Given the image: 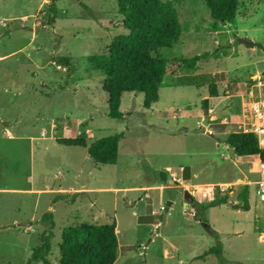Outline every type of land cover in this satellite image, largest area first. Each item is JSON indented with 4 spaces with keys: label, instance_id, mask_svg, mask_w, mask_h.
Segmentation results:
<instances>
[{
    "label": "rangeland",
    "instance_id": "374dc122",
    "mask_svg": "<svg viewBox=\"0 0 264 264\" xmlns=\"http://www.w3.org/2000/svg\"><path fill=\"white\" fill-rule=\"evenodd\" d=\"M163 1L174 5L181 33L160 56L203 58L165 75L149 109L141 93H123L116 119L108 116L104 75L87 58L121 33L97 23L114 16L117 0H0V188L8 189L0 191V264H26L49 228L56 264L63 228L113 219L114 264H264L258 160L239 158L224 141L238 129L229 118L240 114L243 95L264 79V0H238L225 23L210 16L207 0ZM115 133L122 134L115 164L56 141ZM167 167L177 183L161 181L160 172L171 175ZM194 184L214 185L217 202L185 208L182 191ZM58 185L90 190L23 191Z\"/></svg>",
    "mask_w": 264,
    "mask_h": 264
},
{
    "label": "trees",
    "instance_id": "16d2710c",
    "mask_svg": "<svg viewBox=\"0 0 264 264\" xmlns=\"http://www.w3.org/2000/svg\"><path fill=\"white\" fill-rule=\"evenodd\" d=\"M207 6L213 19L225 23L235 18L238 0H207ZM97 23L105 29L121 31L110 41L105 53L91 54L87 58L89 66L104 75L102 84L111 118H122L119 107L123 93H141L143 107L149 109L159 99L165 75L178 76L184 69H193L203 58L202 54L169 61L160 56V50L176 43L181 33L177 11L169 1L117 0L114 16L99 18ZM210 91L211 96H217L214 86ZM202 107L208 108L207 98L202 100ZM121 137L122 134L115 133L88 142L82 135L58 138L57 142L86 148L98 164H115ZM224 141L238 157L259 154L264 159V151L258 148L253 133L233 130ZM159 175L161 181L166 180L165 172ZM216 202V199L210 201L211 204ZM49 231L50 228L41 234L26 264L38 261L52 264L49 259L52 233ZM58 249L56 264H114L118 255L116 220L69 225L62 230ZM216 250L217 246H212L204 255Z\"/></svg>",
    "mask_w": 264,
    "mask_h": 264
},
{
    "label": "built area",
    "instance_id": "2783aa9c",
    "mask_svg": "<svg viewBox=\"0 0 264 264\" xmlns=\"http://www.w3.org/2000/svg\"><path fill=\"white\" fill-rule=\"evenodd\" d=\"M244 95L240 120L237 121L239 131L253 133L257 140L258 148L264 151V79H259L256 84ZM259 179L256 181V194L263 210L264 219V159L256 154ZM182 169V168H181ZM173 179L175 175L171 173ZM195 201L203 199L213 200L214 185L194 184L184 186ZM184 207L190 205L184 202ZM260 237L264 240V232Z\"/></svg>",
    "mask_w": 264,
    "mask_h": 264
},
{
    "label": "crops",
    "instance_id": "0c3cea01",
    "mask_svg": "<svg viewBox=\"0 0 264 264\" xmlns=\"http://www.w3.org/2000/svg\"><path fill=\"white\" fill-rule=\"evenodd\" d=\"M247 39V38H246ZM253 41V40H252ZM253 43L255 44V41H253ZM255 45H253V47H254ZM253 47H250V48H253ZM213 97H216V96H213ZM243 98H244V95H243V97H242V99H241V103H240V108H239V111H240V114H238L237 116H235V119H233V117L231 116L229 119H230V121H234V123H236L237 121H239L240 120V117H241V110H242V100H243ZM226 120L227 119H225V120H223L222 122H226ZM4 124H6L5 122H3ZM237 124V123H236ZM3 129H5V128H3ZM6 132L7 133H9L8 132V130H6ZM56 141H57V139H56ZM58 143V142H57ZM228 146V145H227ZM75 147H79V146H75ZM84 148V147H83ZM86 149V148H85ZM87 151V150H86ZM233 151V150H232ZM243 157H255V155H250V156H242V157H239V158H243ZM255 166H256V171L258 170V165H257V163L255 164ZM182 167H180V169H181ZM166 170L167 171H170V167H167L166 168ZM170 174L171 173H173L172 171H170L169 172ZM174 174V173H173ZM175 175V174H174ZM169 176H171V175H169ZM176 180H178V179H176ZM256 183V182H255ZM183 185V184H182ZM149 185H147V186H142V187H140L142 190H144L145 188H149L148 187ZM186 186V185H185ZM4 190H8L7 188H0V191H4ZM61 190H63V191H65V192H61ZM88 190H90V189H87L86 187H84L83 185L82 186H66V187H63V186H60V185H58L57 187H50V188H48V187H44V188H41V189H32V188H28V189H24L23 191H28V192H36L35 194H42L43 192H45V193H55V194H63V193H72V191H82V192H86V191H88ZM172 204V203H171ZM183 206H184V204H183ZM168 210H169V208H168ZM28 225H30V223H28ZM27 228V230H29V227H26ZM261 240H263L262 238H261Z\"/></svg>",
    "mask_w": 264,
    "mask_h": 264
},
{
    "label": "water",
    "instance_id": "95a60500",
    "mask_svg": "<svg viewBox=\"0 0 264 264\" xmlns=\"http://www.w3.org/2000/svg\"><path fill=\"white\" fill-rule=\"evenodd\" d=\"M238 42L249 46V47H253L254 43L253 41H251L250 39H246V38H238L237 39ZM203 121L202 124L203 126L207 127L208 126V119H209V112H208V108H204L203 111ZM167 182L169 183H177V181L175 179H173L171 176H168L166 179ZM182 195H183V200L188 203L190 205V209L193 210V204H194V199L193 197L189 194V192L187 190H183L182 191ZM171 203L170 200H166L165 202H163V218L166 216V212L168 210V205Z\"/></svg>",
    "mask_w": 264,
    "mask_h": 264
}]
</instances>
